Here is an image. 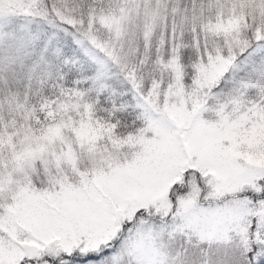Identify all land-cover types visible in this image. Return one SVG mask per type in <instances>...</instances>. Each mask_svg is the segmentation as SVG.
<instances>
[{"label":"snow or ice","instance_id":"6c2138e0","mask_svg":"<svg viewBox=\"0 0 264 264\" xmlns=\"http://www.w3.org/2000/svg\"><path fill=\"white\" fill-rule=\"evenodd\" d=\"M0 264H264V0H0Z\"/></svg>","mask_w":264,"mask_h":264}]
</instances>
